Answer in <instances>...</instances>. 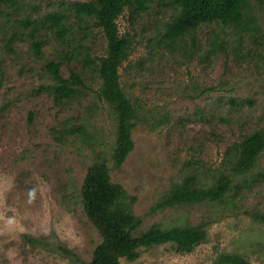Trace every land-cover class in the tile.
Returning <instances> with one entry per match:
<instances>
[{
  "label": "rangeland",
  "instance_id": "1",
  "mask_svg": "<svg viewBox=\"0 0 264 264\" xmlns=\"http://www.w3.org/2000/svg\"><path fill=\"white\" fill-rule=\"evenodd\" d=\"M72 1L0 5V264H80L101 240L83 211L80 187L94 152L110 151L108 107L95 95L98 81L89 76L90 88L55 102L46 88L45 60L33 55L30 26L24 24L59 10L70 18L63 39L39 24L46 59L67 42L104 54L101 31L92 28L83 36L76 26L67 9ZM245 9L250 17L245 28L202 24L194 42L187 35L173 44L163 38L172 5L156 1L139 14L125 7L116 20L119 33L133 41L118 68L120 82L142 107L132 131L134 147L120 168L110 167L111 179L135 197L133 212L143 218L142 229L153 223H210L206 240L189 253L163 243L143 247L136 260L122 258L121 264H211L222 252L264 264V219L256 215L264 213V179L250 181L264 170V151L252 171L238 176L249 186L235 206L198 203L147 213L186 175L198 172L211 181L222 169L227 146L264 127V0H249ZM211 29L219 43L207 52ZM69 68L80 69L77 59L62 64L63 75ZM72 125H82L87 136L63 139L59 131Z\"/></svg>",
  "mask_w": 264,
  "mask_h": 264
},
{
  "label": "trees",
  "instance_id": "2",
  "mask_svg": "<svg viewBox=\"0 0 264 264\" xmlns=\"http://www.w3.org/2000/svg\"><path fill=\"white\" fill-rule=\"evenodd\" d=\"M156 1L172 5L175 9L163 26V38L171 44L184 41L187 35L194 42L195 31L202 24H221L241 29L250 21L245 9L249 0H75L67 5V9L75 17L76 26L83 36L91 32L92 28H98L105 39V52L91 55L89 45L67 42V48L61 47L49 59L44 56L42 47L45 42L38 39L37 32L43 26L63 39L69 16L55 10L36 23L24 22L30 26L27 35L33 55L45 60L44 70L50 79L46 88L54 101L61 103L74 97L80 89L90 88L86 80L89 76L98 81L95 95L107 105L112 120L113 142L110 151L108 154L104 149L94 152L80 187L83 211L101 236L91 258L80 264H121L122 258L134 261L140 256L143 247L163 243H170L175 252L189 253L207 238L208 220L165 227L153 223L142 229L143 218L133 212L135 197L129 195L121 184L113 182L110 176V167L120 168L134 147L132 131L139 121L142 107L132 101L120 82L118 68L129 56L133 41L129 35L119 33L116 20L125 7L139 14ZM16 2L18 0H0V5L11 6ZM208 38L210 47L207 52H214L219 43L216 29L210 30ZM261 58L264 62V53ZM74 59L79 62L80 69L69 68L68 76L63 75L62 64L70 65ZM59 133L63 139L70 135H86L82 125L64 127ZM262 151L264 127L245 133L241 139L227 146L222 169L211 181L203 179L198 172L190 173L174 183L147 213L164 207L198 203L235 206L236 197L249 186L247 178L241 181L238 176H244L254 169ZM263 179L264 170L253 174L250 181L256 183ZM256 215L264 219V213ZM211 264L253 263L239 252H222Z\"/></svg>",
  "mask_w": 264,
  "mask_h": 264
}]
</instances>
